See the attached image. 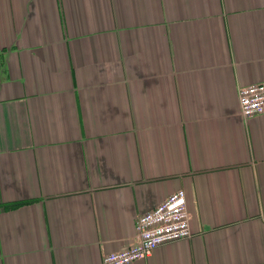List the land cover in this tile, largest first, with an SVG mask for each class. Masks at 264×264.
<instances>
[{"label": "crops", "instance_id": "crops-1", "mask_svg": "<svg viewBox=\"0 0 264 264\" xmlns=\"http://www.w3.org/2000/svg\"><path fill=\"white\" fill-rule=\"evenodd\" d=\"M260 80L264 0H0V264H100L177 189L134 264H264Z\"/></svg>", "mask_w": 264, "mask_h": 264}, {"label": "built area", "instance_id": "built-area-1", "mask_svg": "<svg viewBox=\"0 0 264 264\" xmlns=\"http://www.w3.org/2000/svg\"><path fill=\"white\" fill-rule=\"evenodd\" d=\"M240 113L244 118L264 113V80L238 87ZM133 242L106 252L100 264H134L149 256L157 246L192 235L186 194L177 189L135 219Z\"/></svg>", "mask_w": 264, "mask_h": 264}, {"label": "rangeland", "instance_id": "rangeland-1", "mask_svg": "<svg viewBox=\"0 0 264 264\" xmlns=\"http://www.w3.org/2000/svg\"><path fill=\"white\" fill-rule=\"evenodd\" d=\"M189 227H190V225H189ZM190 229H191V227H190ZM192 231V230H191Z\"/></svg>", "mask_w": 264, "mask_h": 264}]
</instances>
